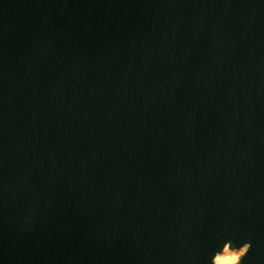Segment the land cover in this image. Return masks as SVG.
<instances>
[{
    "label": "water",
    "instance_id": "water-1",
    "mask_svg": "<svg viewBox=\"0 0 264 264\" xmlns=\"http://www.w3.org/2000/svg\"><path fill=\"white\" fill-rule=\"evenodd\" d=\"M264 264V0H0V264Z\"/></svg>",
    "mask_w": 264,
    "mask_h": 264
},
{
    "label": "bare ground",
    "instance_id": "bare-ground-1",
    "mask_svg": "<svg viewBox=\"0 0 264 264\" xmlns=\"http://www.w3.org/2000/svg\"><path fill=\"white\" fill-rule=\"evenodd\" d=\"M227 245L223 248L221 253H217L214 258V264H232L236 261L237 255L234 252L226 251ZM243 248L240 249V251Z\"/></svg>",
    "mask_w": 264,
    "mask_h": 264
},
{
    "label": "rangeland",
    "instance_id": "rangeland-1",
    "mask_svg": "<svg viewBox=\"0 0 264 264\" xmlns=\"http://www.w3.org/2000/svg\"><path fill=\"white\" fill-rule=\"evenodd\" d=\"M226 251H229V252H234L236 255H237V259H236V261L234 262V263H232V264H235V263H237L238 262V260H239V257H240V255L244 252V249L243 250H230V249H228V248H226Z\"/></svg>",
    "mask_w": 264,
    "mask_h": 264
}]
</instances>
